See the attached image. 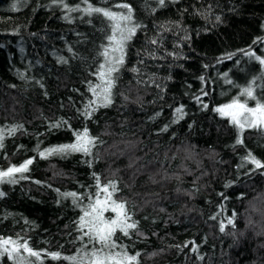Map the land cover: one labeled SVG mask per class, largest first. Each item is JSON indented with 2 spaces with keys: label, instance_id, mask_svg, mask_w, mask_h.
<instances>
[{
  "label": "trees",
  "instance_id": "obj_1",
  "mask_svg": "<svg viewBox=\"0 0 264 264\" xmlns=\"http://www.w3.org/2000/svg\"><path fill=\"white\" fill-rule=\"evenodd\" d=\"M263 50L264 0H0V264H264V125L221 110Z\"/></svg>",
  "mask_w": 264,
  "mask_h": 264
},
{
  "label": "rangeland",
  "instance_id": "obj_2",
  "mask_svg": "<svg viewBox=\"0 0 264 264\" xmlns=\"http://www.w3.org/2000/svg\"><path fill=\"white\" fill-rule=\"evenodd\" d=\"M117 6H121V4ZM107 15L113 19L114 32L113 42H111L112 46L105 53L103 67L106 69L105 72L108 73V71H110L113 73L119 68L122 62L125 43L135 32L138 21L134 17V12L132 14V11L130 9H125L124 6L119 7L115 11H107ZM261 61L264 64V56H261ZM249 64L251 65L250 61L242 66V72L234 71L232 73L234 77L231 79H233L235 83H244L245 81V83H247L244 88L245 97H258L262 102L249 106L245 102L233 99L223 105L221 110L240 125L250 126L257 125V123L258 125H264V79L262 78V74L264 75V73L263 70L262 72H257L251 68ZM263 67L264 65L262 69H264ZM104 78L107 77L105 76ZM88 219H91L90 215H88Z\"/></svg>",
  "mask_w": 264,
  "mask_h": 264
},
{
  "label": "bare ground",
  "instance_id": "obj_3",
  "mask_svg": "<svg viewBox=\"0 0 264 264\" xmlns=\"http://www.w3.org/2000/svg\"><path fill=\"white\" fill-rule=\"evenodd\" d=\"M107 46L108 45H106V47H105V50L107 51L112 45L110 44L109 46H108V48H107Z\"/></svg>",
  "mask_w": 264,
  "mask_h": 264
}]
</instances>
